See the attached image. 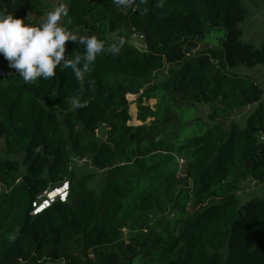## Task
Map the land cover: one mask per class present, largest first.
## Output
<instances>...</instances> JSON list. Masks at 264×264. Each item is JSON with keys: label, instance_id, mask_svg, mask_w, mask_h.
I'll use <instances>...</instances> for the list:
<instances>
[{"label": "trees", "instance_id": "obj_1", "mask_svg": "<svg viewBox=\"0 0 264 264\" xmlns=\"http://www.w3.org/2000/svg\"><path fill=\"white\" fill-rule=\"evenodd\" d=\"M243 1L135 0L124 9L63 0L68 30L124 41L118 55L97 56L83 92L71 69L26 84L0 55V264H264V194L237 197L246 180L264 186V90L236 70L264 66V42L240 40ZM48 8L0 0V16L35 26L28 13ZM213 29L223 30L216 46L204 40ZM201 41L210 46L196 50ZM65 48V58L83 50ZM127 94L137 95L138 125L128 124ZM74 96L88 107L73 109ZM194 104L211 106V122ZM248 105L243 124L227 119ZM72 157L101 171L98 189L88 185L94 174L74 173ZM64 179L67 201L30 216L35 197Z\"/></svg>", "mask_w": 264, "mask_h": 264}, {"label": "clouds", "instance_id": "obj_2", "mask_svg": "<svg viewBox=\"0 0 264 264\" xmlns=\"http://www.w3.org/2000/svg\"><path fill=\"white\" fill-rule=\"evenodd\" d=\"M134 2L135 0H112L117 8L124 9L130 8ZM163 3L164 0H158L156 7H163ZM68 14L66 7H57L38 26L10 15L0 16V55L26 84H33L38 79L54 78L57 68L61 72L71 69L74 78L80 82V91L83 92L86 75L92 70L91 66L97 56L102 53L119 54L124 43L122 39L106 43L95 35H78L60 23L61 18L68 17ZM67 41L82 45V54L65 58ZM94 83L91 79L87 81L89 88ZM89 103V100H82L79 96L71 99L73 109L87 108Z\"/></svg>", "mask_w": 264, "mask_h": 264}, {"label": "rangeland", "instance_id": "obj_3", "mask_svg": "<svg viewBox=\"0 0 264 264\" xmlns=\"http://www.w3.org/2000/svg\"><path fill=\"white\" fill-rule=\"evenodd\" d=\"M49 4V8L44 12L43 15H35L33 13H28L27 18L30 20H34L37 22H43L47 14L50 11H53L54 8L60 7L63 5V0H47ZM243 5L248 9V14L245 18V21L242 22L239 26L242 30V34L240 40L243 42H248L253 44L254 47L259 48L262 43L264 42V0H245L243 1ZM114 34V33H113ZM112 34V35H113ZM223 30L221 29H213L210 32L206 33L204 36L205 42H208L210 45H218L219 39L222 37ZM134 35V34H133ZM131 36L130 41L136 46H141V39H138L136 36ZM205 42L201 41L196 48V50L205 49L207 46ZM241 73H247L252 76L256 82L260 85L261 88L264 90V66L256 65L252 68H248L246 66H240L236 69ZM159 78L166 75V70L162 69L157 73ZM161 80V79H160ZM136 94H127L126 99L128 100L129 104V114L131 119L128 121L130 125H138L140 122L136 119V112H137V104H136ZM264 99V93H263ZM148 105L153 106L155 103L154 99L148 100ZM255 105H248L243 108L236 110L234 113H231L227 119L231 120L234 119L238 121L240 124H243L247 115L251 112ZM194 109V115L199 116L201 120L205 122H211L209 119V113L211 111V106L207 104H194L192 105ZM220 118V117H219ZM149 120V119H148ZM147 120V121H148ZM223 121V120H222ZM228 123V122H227ZM104 128L103 126L100 127L98 136L103 134ZM3 150V141L0 139V155H2ZM16 159L20 160L21 156H15ZM88 160V159H87ZM180 163H183V160H180ZM74 161H71L70 166L74 168V173L77 176L82 174H94L95 178L88 181V185L93 188L99 187L101 184L100 175L101 171L94 168L90 165L89 161L81 165H76ZM264 194V186L256 183H252L251 180H246L242 182L237 190V197L240 202L249 199V198H256L261 197ZM171 216V215H170ZM127 231H125V239L127 240ZM92 255H90L91 257Z\"/></svg>", "mask_w": 264, "mask_h": 264}, {"label": "built area", "instance_id": "obj_4", "mask_svg": "<svg viewBox=\"0 0 264 264\" xmlns=\"http://www.w3.org/2000/svg\"><path fill=\"white\" fill-rule=\"evenodd\" d=\"M138 39H141V46L136 45L139 48L144 47L143 35L134 34ZM71 161H74L77 164H83L87 160L85 157H72ZM2 185H0V190ZM69 195V181L67 179L62 180L60 183L55 184L47 189L43 190L38 194L35 199L31 202V210L29 212L30 216H36L42 213L44 210L49 208L54 202H63L65 203Z\"/></svg>", "mask_w": 264, "mask_h": 264}]
</instances>
